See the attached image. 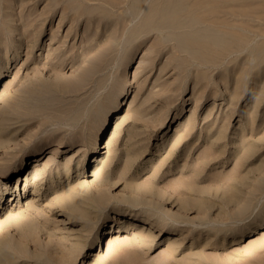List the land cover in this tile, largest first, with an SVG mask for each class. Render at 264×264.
<instances>
[{
    "label": "rangeland",
    "instance_id": "1",
    "mask_svg": "<svg viewBox=\"0 0 264 264\" xmlns=\"http://www.w3.org/2000/svg\"><path fill=\"white\" fill-rule=\"evenodd\" d=\"M0 188V264H264V0H0Z\"/></svg>",
    "mask_w": 264,
    "mask_h": 264
},
{
    "label": "bare ground",
    "instance_id": "2",
    "mask_svg": "<svg viewBox=\"0 0 264 264\" xmlns=\"http://www.w3.org/2000/svg\"><path fill=\"white\" fill-rule=\"evenodd\" d=\"M237 15V14H236ZM110 143V142H109ZM50 157V156H49ZM38 166V164H35V166H34V168L35 167H37ZM35 172H36V169L34 170ZM40 172V171H39ZM37 176H39V173L37 172L35 175H33V179L35 178V177H37ZM36 180V179H35ZM34 182V181H33ZM33 185H36V184H34L33 183ZM5 192H7V188H4V189H1L0 188V200H2V198H3V195H4V193ZM34 193V192H33ZM55 202H57V204H58V206H57V208H59V210H62V209H65L66 210V212H68L69 213V210H75V208H76V205H75V203H74V200H73V197H72V195H70V194H65V195H61V196H58L56 199H55ZM29 206V205H28ZM79 210V209H78ZM63 212V211H62ZM79 212H81L82 213V211H80L79 210ZM74 214V213H73ZM83 214V213H82ZM66 215H68L67 213H66ZM85 215V214H84ZM68 217V216H67ZM79 218V217H78ZM80 219V218H79ZM67 220V219H66ZM146 220V219H145ZM148 220V219H147ZM151 220H153V219H151ZM118 222H119V224H122L123 225V227H128V224H127V221H126V219H124L123 220V218H119L118 219ZM147 225H149V227L147 226ZM153 227H155V224H154V221H147V222H145V223H143L142 224V226H141V228H139V231H140V239H143L144 240V238H147L146 236L148 235V234H146V236H145V234H144V230H147L148 229V233L150 234L151 232H150V228H153ZM126 230V229H125ZM150 235H148V237H149ZM111 239L109 240V242L107 243V246L108 247H110V243H111ZM75 260H73V262H74Z\"/></svg>",
    "mask_w": 264,
    "mask_h": 264
}]
</instances>
